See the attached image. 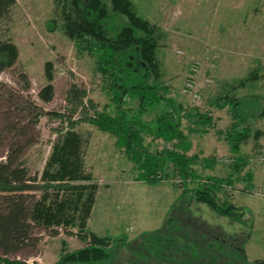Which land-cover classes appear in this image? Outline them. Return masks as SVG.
<instances>
[{"label": "rangeland", "instance_id": "rangeland-1", "mask_svg": "<svg viewBox=\"0 0 264 264\" xmlns=\"http://www.w3.org/2000/svg\"><path fill=\"white\" fill-rule=\"evenodd\" d=\"M102 1L113 19L111 25L125 22L123 16L111 10L110 0ZM130 1L138 16L155 31L158 78L153 84L160 87L166 99L181 107L178 113L187 155L199 161L193 169L200 178L188 181V188H195L198 182L230 178L229 184L221 183L217 197L236 207L242 215L240 220L216 215L196 203L192 194L182 196V182L172 172L170 179L159 184L139 181L136 166L117 145V139L80 122V112L71 113L67 97L73 85L86 91L84 102L90 115L95 111L91 105L111 115H116L117 108L110 81L97 70L96 57L80 49L64 32L63 12L66 7L69 10L70 0H15L10 16L0 24V34L11 40L19 53L17 63L0 72V132L3 114L9 109L14 122L22 124L33 118L26 104L32 103L46 113L31 132L37 142L26 148L23 157L31 175L38 178L54 145L70 130L88 141L84 170L90 180L71 185L96 187L95 203L84 231L112 239V260L108 264L264 261V136L255 137L257 132L264 133V76L239 86L251 71L264 70V0ZM48 63L52 65L50 83L45 74ZM48 84L53 87L52 98L44 102L40 93ZM225 96L247 103L246 122L240 124L234 119ZM138 105L137 98H129L121 108L135 117ZM168 110L167 103L161 101L141 118L153 124ZM202 115L211 118L207 126L200 122ZM70 121L75 123L73 128ZM242 130L249 131L248 137L239 143V152L233 153L228 134ZM145 144L153 151L172 147L152 137H147ZM237 163L240 165L234 168ZM60 190V197L70 194ZM51 191L52 188L46 195ZM45 192L40 189L35 195L39 199ZM75 219L78 226L79 219ZM77 226H34L36 248L8 259L25 264H55L65 254L86 246ZM54 231L58 234L53 235ZM169 231L173 234L170 243H161V237Z\"/></svg>", "mask_w": 264, "mask_h": 264}, {"label": "trees", "instance_id": "trees-1", "mask_svg": "<svg viewBox=\"0 0 264 264\" xmlns=\"http://www.w3.org/2000/svg\"><path fill=\"white\" fill-rule=\"evenodd\" d=\"M69 10L64 9V32L85 51H89L97 59V70L110 81V91L117 113L96 111L89 113L84 102L85 90L73 85L68 91V101L72 105L71 113L80 112V122L95 126L98 130L108 133L117 139V145L122 148L128 159L138 170L137 179L148 185L161 183L163 180L176 176L182 182L184 193L192 194L193 199L200 205L210 208L220 217L240 220L241 214L236 207L226 202H220L217 194L221 183L225 180L212 179L210 183H197L195 188H188V181L200 178L193 169L199 163L195 156L187 155L185 135L182 130V117L174 101L166 99L160 93V87L153 84L158 78L156 62L157 42L154 28L140 18L134 4L130 0H110L111 10L125 18V22L116 25L110 17L108 6L102 0H70ZM15 0H0V24L10 16ZM19 53L14 43L4 39L0 34V72L12 68L18 61ZM52 65H46V78L53 80ZM264 76V70L255 69L248 77L239 82L244 87L247 81H256ZM53 87L48 84L40 93L44 102L52 98ZM129 98L138 99V111L135 117H130L121 106ZM233 110V117L240 124L246 122L245 102H234L224 98ZM165 101L168 111L160 115L153 124L144 122L142 115L150 108ZM264 101V100H263ZM91 104V103H90ZM30 116L29 123L14 122L11 109L5 111L0 132V264H25L10 261L11 255L19 254L27 249H34L38 240L33 235L34 226L46 229L77 226L75 216L79 219L80 238L87 244L84 248L65 254L55 264H108L112 260L109 251L112 245L110 237L100 238L85 230L87 218L95 203L96 187L93 185H71L72 183L88 182L90 177L84 170V155L88 141H83L74 130H70L62 141H58L51 153L47 166L40 178L31 175L24 160L27 147L36 143L34 126L40 116L46 114L34 104H26ZM257 102L254 103V106ZM253 106V105H252ZM92 110V111H93ZM55 117L58 114L50 113ZM261 115H264V102ZM201 117V124H210L211 118ZM69 120H71L69 118ZM71 127L75 125L70 121ZM228 134L233 153L239 152V143L248 137L247 130L234 131ZM264 133L257 132V138ZM147 137L171 144V148L153 151L145 144ZM5 150L4 158L2 151ZM206 162V161H205ZM240 164L233 165L238 168ZM211 180V179H209ZM42 184V185H41ZM60 184L59 186H51ZM47 185V187H46ZM42 186V187H41ZM47 189H46V188ZM55 194L50 198L48 191ZM70 192L63 197L57 194ZM46 192L39 199L37 191ZM88 189V191H87ZM171 225V223H170ZM55 230V229H54ZM58 234L54 231L53 235ZM172 233L167 232L161 237V243L169 244ZM185 261V260H183ZM178 264H202V260L191 263L190 260ZM255 264H264L257 261Z\"/></svg>", "mask_w": 264, "mask_h": 264}, {"label": "built area", "instance_id": "built-area-1", "mask_svg": "<svg viewBox=\"0 0 264 264\" xmlns=\"http://www.w3.org/2000/svg\"><path fill=\"white\" fill-rule=\"evenodd\" d=\"M187 91V90H186Z\"/></svg>", "mask_w": 264, "mask_h": 264}]
</instances>
